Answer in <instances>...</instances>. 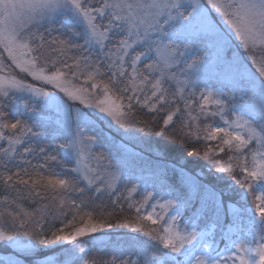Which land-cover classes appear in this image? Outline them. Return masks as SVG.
<instances>
[{
  "label": "snow or ice",
  "instance_id": "1",
  "mask_svg": "<svg viewBox=\"0 0 264 264\" xmlns=\"http://www.w3.org/2000/svg\"><path fill=\"white\" fill-rule=\"evenodd\" d=\"M210 65L220 87L205 80ZM55 90L83 108L64 112ZM40 100L58 109L55 120L37 112ZM96 120L120 133L107 152L100 134L86 131ZM152 133L185 147L202 142L203 151L192 147L187 156H202L253 204H225L224 190L183 168L179 189L150 184L145 173L155 176L159 164L135 145ZM49 136L63 143H44ZM197 200L182 225V210ZM25 201L40 206L30 211ZM124 204L133 219L94 221L124 213ZM245 215L242 238L234 228ZM49 217L61 226L46 230ZM105 228L150 242L133 239L108 258L90 257L82 238L95 241ZM20 236L49 248L71 243V256L85 264H264V0H0V243L30 252Z\"/></svg>",
  "mask_w": 264,
  "mask_h": 264
},
{
  "label": "trees",
  "instance_id": "2",
  "mask_svg": "<svg viewBox=\"0 0 264 264\" xmlns=\"http://www.w3.org/2000/svg\"><path fill=\"white\" fill-rule=\"evenodd\" d=\"M54 27L58 30V32H63L64 34H68L70 31L68 26L61 27V24L58 22L54 25ZM79 30L78 28L76 29ZM58 32H54L53 35L58 34ZM82 42V41H79ZM207 83L214 84L215 86L218 84L213 81H207ZM203 84H201L202 86ZM238 95V93H237ZM13 106L22 109V101H14ZM35 106V105H34ZM37 111H40L45 114H49L50 111L43 110L41 107L37 106ZM139 119L144 120H151V115H141L138 117ZM163 114H161L159 117H157V124L155 125L156 130H158L160 124H162ZM89 135H97L98 133L101 136L102 140V146L99 150L107 152L110 148H113V145L111 143L112 140L108 137V135L103 131V129L100 128H92L89 127L86 129ZM171 135V133H170ZM53 143V144H60L63 143V137H58L55 140L51 139V136H49L44 143ZM212 146H215L216 142H211ZM144 146L146 147L144 150V157L145 160H150V162L155 165L159 164V168L156 170L155 176H149L146 172L145 179L149 181L151 184L153 181H156L157 184H172L176 186L179 189V186H181V182L183 180L182 175L180 174L179 169L183 168L185 172L195 175L198 172L202 173L201 179L203 183L213 186L217 190H224L226 194L224 195V201L225 204H227L229 201H231L234 205L241 206V207H248L253 204V197L251 195L248 196L247 201H243L240 199L241 194L243 192L242 189L239 188L237 185H232L231 181L227 178L226 174H215V170H212L211 172L208 170V161L205 160L202 156L200 157H189L187 156V151L191 150L192 147H197L201 151L204 150V144L201 143H189L187 147L181 145L179 142L175 141H169L164 138H160L155 136L154 133L149 135V138L144 142ZM227 153H222L218 158L224 159ZM157 157H160V159H157ZM31 159V158H30ZM32 163H37L36 159H32ZM66 167H71V164L68 162H65ZM173 167L176 168V171H173ZM59 170V169H58ZM140 199V194L138 193V196H136V200ZM99 203V201H97ZM105 203L108 204L109 210H111V203L110 201L105 198ZM24 206L28 210H34L35 208L39 207L40 205L38 203H32L25 201ZM199 207V201L197 200L194 207H190L187 210H182V218L183 222L185 223L188 219V217L195 211L196 208ZM125 211L124 213H118L112 217H106V216H100V215H94V221L101 222V223H117L122 222L125 217L128 219L134 218V213L130 212L127 209V204H124ZM68 219H71V216L68 217ZM206 220L201 219L198 221V224L200 228L204 227L206 224ZM221 225L227 226V221L221 217ZM61 226V220L56 219L52 220L51 217L48 218L45 222V229H55ZM248 230V217L247 215L244 216L243 223L238 225L234 232H236L237 236L240 237L241 233L244 231L243 229ZM111 230H117L119 232H125L127 233V236L135 235L136 239H140L144 242H150L149 238L146 236H143L141 233H133L129 229H120V228H113ZM65 231H68L66 229ZM27 239L30 240V238L33 240V242L36 244L38 248V252L36 253L39 256H46L47 254L57 251L61 249L63 246L57 245L55 247H44L43 245H40L35 237H29L26 236ZM217 239H219V233L217 232ZM234 238H236L234 236ZM224 242L220 243V246H223ZM128 242L125 244L119 246L121 249H126L128 247ZM118 247V246H117ZM90 249L89 256H95L100 258H108L110 252L113 248H116L115 246L110 245H90L87 247ZM26 260H30L28 258H25ZM31 261H29L30 263ZM71 264H85L83 260L74 259Z\"/></svg>",
  "mask_w": 264,
  "mask_h": 264
},
{
  "label": "rangeland",
  "instance_id": "3",
  "mask_svg": "<svg viewBox=\"0 0 264 264\" xmlns=\"http://www.w3.org/2000/svg\"><path fill=\"white\" fill-rule=\"evenodd\" d=\"M242 51L243 50L241 49L240 52L242 53ZM26 79L29 82H31L30 77H26ZM205 80H206V82L207 81H213V82L218 83L216 86L214 84L207 83L209 87H220V82L217 79L216 71L211 67V65L209 66L208 69H206ZM48 90L53 91V89L50 86L48 87ZM55 91L57 93V96L60 98V102L63 105L64 112H67L69 109H71L73 111V113H75L76 110L83 108V106L80 105L79 102L69 100L63 93H60L59 90H55ZM43 103H44V101L40 100V101H36L34 105L35 106L43 105ZM41 109L50 111L49 114H45V113H42L40 111H37L42 117H45V116L50 117L53 120H55L57 118L58 109L56 107H54L53 105H49L48 107H41ZM83 111L85 113H87L89 116H92V110L91 109H83ZM64 112H61L60 115H63ZM93 119H94V117H93ZM95 128L103 129V131H105V133L108 135L110 140H112L115 137L117 143L121 139L120 133L117 132L116 129L109 130L107 127H105L98 120L95 121ZM124 139H125V141H127V138H124ZM135 147H136L137 151H140L143 154H145L144 150H146L145 149L146 147L144 146V142L135 145ZM226 155H228V153ZM226 159H227V156H225V160ZM148 175H145V176H148ZM136 196H138V193L134 194L133 199L136 200ZM235 206L237 208H241V206H237V205H235ZM180 223L182 225L184 224L182 217H181ZM235 229L236 228H234V231H235ZM242 229H243V227H242ZM243 230L244 231L240 235V237H242V238L246 237L247 233H248V230H245V229H243ZM126 234L127 233H125V232H119L117 230H111V229L105 228V230L103 232H99V233L94 234L95 241H90L89 237H84L82 239H83L86 247H89L90 245H99V244L100 245L106 244V245L117 247V246H121V245L125 244L126 242H128V245H129L133 239H136V237H134L135 235L127 236ZM248 238H250V237H248ZM18 239L23 244L31 245L32 250L30 252L21 251L20 249L15 248L11 244L0 243V261L6 262L9 258H13V259H19L22 262V264H34V261H36V260L43 261L46 257H53V256L56 257L61 262L69 261L70 264L74 260L73 257L71 256V253H70V250L72 248L71 243L65 242L61 249H59L57 251H53V252L47 254L46 256H39L36 254L38 252V248L31 238L29 240V239H27L26 236H20ZM55 246H57V245H55ZM55 246H53V247H55ZM221 247H223V246H221ZM25 258L30 259L29 261H31V262L29 263V261L26 260Z\"/></svg>",
  "mask_w": 264,
  "mask_h": 264
}]
</instances>
